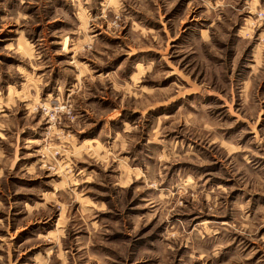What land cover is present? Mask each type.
<instances>
[{"label":"rangeland","instance_id":"1","mask_svg":"<svg viewBox=\"0 0 264 264\" xmlns=\"http://www.w3.org/2000/svg\"><path fill=\"white\" fill-rule=\"evenodd\" d=\"M0 264H264V0H0Z\"/></svg>","mask_w":264,"mask_h":264}]
</instances>
